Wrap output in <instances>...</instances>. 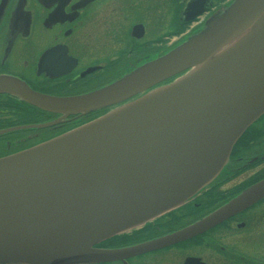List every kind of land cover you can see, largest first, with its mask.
<instances>
[{"label": "water", "instance_id": "obj_1", "mask_svg": "<svg viewBox=\"0 0 264 264\" xmlns=\"http://www.w3.org/2000/svg\"><path fill=\"white\" fill-rule=\"evenodd\" d=\"M0 94L61 117L117 105L0 158V264L124 263L193 238L264 197L263 178L174 232L93 247L208 188L264 114V0H229L163 55L96 91L56 97L0 75Z\"/></svg>", "mask_w": 264, "mask_h": 264}, {"label": "flooded vegetation", "instance_id": "obj_2", "mask_svg": "<svg viewBox=\"0 0 264 264\" xmlns=\"http://www.w3.org/2000/svg\"><path fill=\"white\" fill-rule=\"evenodd\" d=\"M224 1L45 0L43 3L40 0H0V75L17 78L45 95H84L118 80L136 65L163 55L178 38L217 11ZM8 99L11 100L0 94V104ZM9 112L0 109V158L49 140L101 113L96 110L61 117L32 108L29 118L18 120L11 119ZM39 124L46 126L11 130ZM224 172L214 185L211 198L200 202L195 198L140 228L114 237L111 248L178 230L204 214L210 206L255 183L264 175V147L249 155L242 151ZM246 172L252 174L244 177ZM237 177L241 179L235 182ZM232 230L247 233L253 240L258 235L262 237L264 199L195 238L145 252L126 262L165 264L159 256L166 251L205 242L208 244L203 254L205 258L189 254L178 264L190 257L198 258L196 264H215V261L264 264V256L260 254L264 253V243L250 251L224 245L214 235ZM112 263L122 264L120 261Z\"/></svg>", "mask_w": 264, "mask_h": 264}, {"label": "rangeland", "instance_id": "obj_3", "mask_svg": "<svg viewBox=\"0 0 264 264\" xmlns=\"http://www.w3.org/2000/svg\"><path fill=\"white\" fill-rule=\"evenodd\" d=\"M245 139V141H244ZM243 140H241L235 147L232 149L230 155L232 157V160L234 157H237L239 154H241L242 151L245 152V155L252 154L254 151H257L260 146L264 147V118H262L258 123L254 124L252 127V132L249 133ZM246 142V143H245ZM231 160V161H232ZM230 158L228 160V167L231 163H229ZM255 170H253L252 173H254ZM251 172H246L244 177L249 175ZM251 173V174H252ZM239 176V175H238ZM235 178V182H237L241 178ZM238 179V180H237ZM234 182V181H232ZM230 182V183H232ZM228 183V185L230 184ZM226 186V185H225ZM214 192V191H213ZM207 199V198H206ZM264 234V232H262ZM216 237L218 238V241L224 243V245L227 246H232L234 248H239V249H251L253 250L255 247H257L260 244L264 243V235L260 237V235L257 236L256 240H253V237H248L247 233H244L242 231H237V230H232V231H219L214 233ZM248 238V239H247ZM234 242V243H233ZM208 247V244L205 242H200V244L197 245H186L183 248H178V249H171L169 251H166L162 256H159L162 259V262L165 264H178L179 262L182 261L184 256H187L189 254L192 255H198L202 256L205 258L204 253H206V249ZM260 249L263 250V247L259 246ZM250 250V251H251ZM248 251V252H250ZM263 254L264 253H260ZM149 259V258H147ZM215 264H225L220 261H215ZM106 264H115L112 262H108ZM137 264H148L147 261L139 262Z\"/></svg>", "mask_w": 264, "mask_h": 264}, {"label": "trees", "instance_id": "obj_4", "mask_svg": "<svg viewBox=\"0 0 264 264\" xmlns=\"http://www.w3.org/2000/svg\"><path fill=\"white\" fill-rule=\"evenodd\" d=\"M0 109H3V110H9L10 114L12 115L11 116V119L13 118H16L18 120H21V119H26V118H29V116L31 115V110L32 108L31 107H28L27 105L25 104H19L17 101L15 100H5L4 103L0 104ZM8 113V112H7ZM252 132V131H251ZM250 132V133H251ZM248 134L245 133L239 141L243 140ZM206 196V195H205ZM200 197L199 198V202L202 201V200H205L206 197ZM202 199V200H201ZM206 202V201H205ZM203 203V202H202ZM203 205V204H202Z\"/></svg>", "mask_w": 264, "mask_h": 264}, {"label": "bare ground", "instance_id": "obj_5", "mask_svg": "<svg viewBox=\"0 0 264 264\" xmlns=\"http://www.w3.org/2000/svg\"><path fill=\"white\" fill-rule=\"evenodd\" d=\"M233 44V42H230V43H227L226 45H224L223 47H221L218 51H217V53H215L212 57H211V59L212 58H215V57H218L220 54H222L230 45H232Z\"/></svg>", "mask_w": 264, "mask_h": 264}]
</instances>
